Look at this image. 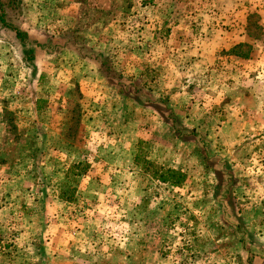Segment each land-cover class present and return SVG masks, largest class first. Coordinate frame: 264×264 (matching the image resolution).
I'll return each instance as SVG.
<instances>
[{
  "label": "rangeland",
  "instance_id": "rangeland-1",
  "mask_svg": "<svg viewBox=\"0 0 264 264\" xmlns=\"http://www.w3.org/2000/svg\"><path fill=\"white\" fill-rule=\"evenodd\" d=\"M2 2L0 264H264V0Z\"/></svg>",
  "mask_w": 264,
  "mask_h": 264
},
{
  "label": "trees",
  "instance_id": "trees-1",
  "mask_svg": "<svg viewBox=\"0 0 264 264\" xmlns=\"http://www.w3.org/2000/svg\"><path fill=\"white\" fill-rule=\"evenodd\" d=\"M0 21L5 26L9 28H14L17 37L21 39L23 42H26V40L28 39L27 33L17 27H13L12 24H10L7 21L2 0H0ZM34 51L35 50L33 49V47H29L25 51V56H26L25 58L29 60L30 62L34 61L35 59ZM98 57H97V61H98V64H100L99 66L102 69V71L112 70V64H111V60L109 57L107 56L102 57L100 55ZM113 77H116V75H113ZM81 164L82 163H78L74 165L73 170L79 169ZM153 176L157 178L159 181L163 183H168L172 186H181L185 183V181L188 178V175L182 170L175 169V168H159V167H156L155 171L153 172Z\"/></svg>",
  "mask_w": 264,
  "mask_h": 264
}]
</instances>
